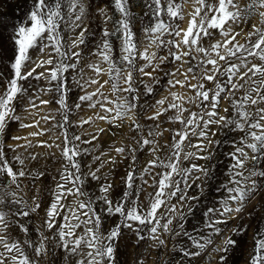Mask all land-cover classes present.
I'll list each match as a JSON object with an SVG mask.
<instances>
[{
    "label": "snow or ice",
    "instance_id": "obj_1",
    "mask_svg": "<svg viewBox=\"0 0 264 264\" xmlns=\"http://www.w3.org/2000/svg\"><path fill=\"white\" fill-rule=\"evenodd\" d=\"M195 4L198 7L191 13L187 28L181 29L170 22L183 19L181 4L175 0H144V17L150 26L140 29L143 40L147 41V47L142 49L137 44L140 37L133 31V22L137 17L132 12L130 0H112L111 7L119 13L118 20H113V16L108 14V6L98 7L96 11L104 24L113 21V29L101 28L99 43L87 54L95 59H85L82 46L86 45L90 30L83 23L86 15L84 0H33L27 22L15 26L11 37L13 56L10 75L0 91V132L9 122L20 121L21 117L16 112L18 104L26 100L28 106L25 111L31 114L39 106L51 103L50 100L40 99L39 94L56 93L59 95L56 103L60 106L57 111L62 115L63 122L55 127L63 131V147L42 140L36 146L60 148L63 163L58 169V179L54 177L56 183L52 199L44 210V216L39 226H33L35 240L27 224L20 223V220L29 218L41 208L36 196L29 204L17 192L0 188V264H39L53 244L66 254L69 264H116V242L125 229L134 233L138 241L145 239L142 233L146 231L148 238L158 245L165 243L161 231L184 236L189 247L182 249L183 255L199 256L197 249H203L205 242H202V236L189 235L185 230L182 222L184 213L177 204L170 203V198L176 197L180 208L184 207L185 201L197 199L189 196L185 189L213 175L214 166L207 162L215 158L217 148L230 146L226 152L230 161L226 168L229 175L221 184L226 193L222 204L209 207L203 213L208 217L207 228L218 232L216 225L227 223V220L213 219V215L226 217L233 212H241L258 185L264 187V11H260L264 9V0H245L244 3L240 0H195ZM253 12L259 15L261 26L253 24L245 43L240 44L236 40L239 33L234 32L231 25L244 22ZM65 30L74 33L69 43L65 42L62 34ZM217 32L222 39H215ZM113 38L117 41L116 46L113 45ZM205 39L209 40L207 46L202 43ZM36 48L42 55L50 49L48 58L38 59L32 68L25 71L31 61L29 51ZM149 48H155V51L149 52ZM117 51L119 56L114 58ZM160 51L166 52V55H158ZM137 60L144 63L137 67ZM102 64L108 67H101ZM167 64H179V67L166 70ZM185 64L188 65L186 71L183 70ZM37 68H45V71L37 73ZM148 68L152 71H146ZM89 71L96 77L109 76L115 100L102 92L108 81L101 83L89 76ZM33 76L46 83L35 89V94H29L30 89L24 85ZM178 76H183V79ZM161 79L166 80L168 95L150 103L148 97L156 95L155 89ZM193 80L196 83H192ZM73 83L83 93L78 96L75 109L87 103L89 108L99 106L105 113L97 114L99 120L110 124L118 120L131 121L130 128L138 138H133L130 145L116 148L118 154L127 152L133 164L137 151H146L150 157L139 174L143 185L135 187L137 169L130 168L123 178L125 190L119 200L110 196L112 183L99 175L105 162L95 169L85 165L88 171L81 172L80 158L90 154L89 149L81 147V144H91L104 129H97L90 140H82L80 135L69 139L66 125L70 123L72 108L67 101ZM97 84L100 86L95 91H87ZM208 84L212 87L209 88ZM177 86L187 89V92L172 91ZM142 98L143 104L140 103ZM221 101H227L228 107L221 109ZM193 107L198 111H193ZM137 112L152 124L139 123ZM148 112L151 114L146 115ZM170 112L172 115H169ZM162 116L168 123H178L181 127L162 129L161 125L165 123L160 119ZM40 119L48 121L55 120V117L49 114ZM91 122L92 117H89L76 126L82 127ZM39 123V120H33L31 124L21 123L20 126L39 128ZM46 131L39 129L29 135L43 136ZM164 131L171 133V143H160L159 138ZM220 133L224 136L221 137ZM12 139L26 141L24 144L9 145L13 153L19 148L27 152L33 147L32 141L25 137ZM39 155L30 152L22 158L17 153L9 159L0 146V173L19 188L18 181L31 175L25 170V159L35 161ZM102 155L93 159L99 161ZM194 160L206 163H193ZM12 161L18 167L14 168ZM183 162H187L186 167H181ZM106 163L114 164L115 160L109 159ZM156 168L161 171L155 172ZM44 175L40 171L34 178ZM146 175L152 177L151 184L144 179ZM84 176L96 181L104 179L95 198L98 204H94L84 192ZM144 185L154 188V192L148 193L146 205L139 199ZM69 197L74 199L69 201ZM188 211H193L191 204ZM114 216L120 217V220L111 228L102 229L104 217ZM174 219L180 231L170 227ZM234 243L230 238L225 240V245ZM227 250V247L218 249L225 253ZM224 258L223 255L220 257L221 260ZM250 264H264V234L260 232L254 237Z\"/></svg>",
    "mask_w": 264,
    "mask_h": 264
},
{
    "label": "rangeland",
    "instance_id": "obj_2",
    "mask_svg": "<svg viewBox=\"0 0 264 264\" xmlns=\"http://www.w3.org/2000/svg\"><path fill=\"white\" fill-rule=\"evenodd\" d=\"M111 2L112 0H84L86 15L83 23L87 25L90 30L88 33L87 43L85 46H82L84 49L85 59H95V57H88L87 54L99 43L101 39V28L106 26L109 30L113 29V21H109L105 25L103 18L96 11V9L98 7L104 8L105 6H108V14L113 16V20H118L120 18L119 13L115 12V10L111 7ZM175 2L181 4L180 11L183 19H176L170 22L178 25L181 29H186L191 19V13L194 12L195 7H198V5L195 4V0H175ZM240 2L244 3L245 0H240ZM130 3L132 6V12L136 14L137 17L133 22V31L137 33L138 37H140L137 44L138 47L142 49L143 47H147V41L143 40L140 29L145 26H150L146 23L147 18L144 17V12L146 11L144 0H130ZM32 6L33 0H0V74L3 76V78L0 79V91L3 90L6 80L10 75V60L13 56V44L11 37L14 33V27L19 25L21 22H27V13ZM260 11H264V9H260ZM165 19H167V17H165ZM253 24L261 26L260 17L255 12L246 17L244 22L231 25L233 31L239 33L236 40L240 44L245 43L247 34L252 31ZM62 34L65 37L66 43H69L71 37L74 35V33L66 30L63 31ZM165 38L171 39V37ZM215 39H222L218 32L215 34ZM202 43L207 46L209 44V40L205 39ZM116 44L117 41L113 38V45L116 46ZM48 51H50V49L46 50L45 54L42 55L38 48L31 49L29 51L31 61L28 63L25 71L32 68L34 66V62L38 59H47ZM152 51H155V48H149V52ZM158 55H166V52L160 51ZM118 56L119 52L117 51L114 53V58H118ZM136 63L137 67H139V65L144 62L137 60ZM101 67L107 68L108 66L106 64H102ZM121 67L123 66L121 65ZM173 67H179V64L165 65L166 70L172 69ZM187 67L188 65L185 64L183 70L186 71ZM44 71L45 68L36 69L37 73ZM146 71H152V69L148 68ZM87 74L98 79L101 83L107 80L108 84L103 87L102 92L105 95H108L111 99H116V96L111 92L112 81L109 79L107 74L99 77H96L91 71ZM177 78L183 79V76H178ZM134 79H136L135 73ZM145 81L147 82V78H145ZM45 83L46 82L44 80H36L35 76H33L25 82L24 86L30 89L29 94H35V89ZM192 83H196V81L193 80ZM99 86V84L92 85L87 89V91H95V89ZM207 86L209 88L212 87L211 84H208ZM141 91H143V89H141ZM172 91L183 94L187 92V89L177 86L172 89ZM155 92L156 95L154 97H148V101L150 103L168 95L165 79L160 80V85L157 86ZM81 94H83L81 89L76 87L73 83V86L68 93L67 101L69 107L72 108V111L69 114L70 123L66 125L68 137L71 139L74 135H80L82 140H90L91 134L97 129H104V131L98 135V138L92 141L91 144H81V147L88 148L90 152L88 156L80 158L81 172L86 173L88 171V168H86L85 165L95 169L102 162H105L99 175L112 183L113 187L111 189L110 196L114 200H119L125 190L123 178L126 176L130 168L137 169L135 187L143 185V180L139 179V174L150 157L146 151H137V158L133 164L130 159V155L127 152L125 154H118L115 151L116 148L130 145L133 142V138H138L137 133L132 131L130 128L131 121L125 119L124 121L118 120L115 124H110L106 121L99 120L97 118V114L104 115L105 113L99 106L96 108H89L87 103L82 104L80 109H75L74 105L78 102V96ZM39 95L40 99L50 100L51 103L39 106L38 109L33 110L30 114L25 111V108L28 106L27 101L25 100L23 104H18L16 107V112L21 117L20 121L9 122L3 132H0V146L4 148V151L9 159L17 153L20 154L22 158H25L30 152L40 154L38 159L35 161L25 159V170L31 173V175H27L18 181L19 188H17L16 184H13L11 180H5L4 174L0 173V188H3L6 191L17 192L18 196L23 197V199L27 200L29 204H31V198L33 196H36L37 200L40 202L41 208L36 214H33L29 218H22L20 220V223L27 224L31 237L34 240L36 239V233L32 230L33 226H39L41 218L44 216V210L47 208L52 199V190L54 189L56 183L54 177L58 179V169L63 163L60 148L55 146L51 148L36 146L37 142L42 140L53 145L60 144L61 148L63 147V131L59 127H55L57 123L63 122L62 115L57 111L60 107L56 103V100L59 99V95L56 93ZM170 99L171 98L169 97V100ZM36 103L39 105V100H37ZM140 103H144L143 98ZM185 107L190 106L185 105ZM220 107L221 109L228 107L227 101H221ZM192 110L198 111V109L194 107ZM49 114L54 116L55 120L44 121L40 119L41 117ZM150 114L151 112L146 113V115ZM169 115H172V113L170 112ZM185 115H187V113H185ZM89 117H92L91 123L84 124L82 127L76 126L79 121L87 120ZM136 118L141 124H152L151 121H146L139 112L136 113ZM160 119L165 121V123L161 125L162 129H176L181 127L178 123H168L164 116ZM33 120H39V128L20 126L21 123L31 124ZM39 129H47V131L43 136L32 137L29 135L32 132L39 131ZM220 136L223 137L224 133H220ZM13 137H25L32 141L33 147L29 148L27 152L24 148H19L16 150V153H13L8 148L9 145L15 146L26 142L24 139L14 140L12 139ZM159 141L161 144L171 143V133L169 131H164L163 136L159 138ZM193 142H195L194 139ZM186 150L194 151V149L187 148ZM229 150L230 146L217 148L214 154L215 158L207 162L208 164L214 166L212 169L213 175L206 180L202 179L201 181H196V184H193L190 189H185L189 196L197 197L195 201H185L184 207L180 208V202L178 199L176 197L170 198V203L177 204L179 210L184 213L185 218L182 222L189 235H194L198 238L202 236V242H205V247L203 249H197L200 252V255L197 257H185L183 255L182 249L189 247V242L184 236H176L174 233L161 231L160 235L165 243L164 245H158L157 242L148 238V233L146 231L142 233V235L145 236V239L138 241L134 233L125 229L123 230V236L116 242L118 245L116 264H250V257L253 255L254 249V237L257 232L264 234V187L258 185V189L251 194L244 203L241 212H233L230 216L226 217L213 215V219L227 220V223H220L216 225L219 229L218 232H214L206 227L208 217L203 215L207 208L213 206L219 207L226 195L223 188H221V184L226 182L229 175L226 171L227 165L230 162L226 155V152ZM101 154H103L101 160L96 161L93 159L95 156H101ZM109 159H114L115 163H106ZM192 162L199 164L206 163L202 160H194ZM12 163L14 168L18 167L15 161H12ZM186 166L187 162H183L181 165V167ZM40 171H43L45 175L40 178H34L35 174ZM154 171L160 172L161 169L156 168ZM144 179L148 180L149 184L152 183L151 176L146 175ZM192 179L195 180V175H193ZM103 182L104 179L96 181L84 176L83 190L88 197L93 199L94 204L99 203L95 200V198L99 194V185ZM197 185H200V187ZM152 192H154V188L144 185V191L141 192L139 196L140 201L146 205L148 203V193ZM68 199L71 201L74 198L69 197ZM189 204L193 207L192 212L188 211ZM233 207H235V205H233ZM119 220L120 217L118 216L110 218L104 217L102 229L111 228L114 223ZM161 223H163V221H161ZM170 227L174 228L175 231H180L175 219ZM45 232H47L46 229ZM18 235L22 236V234ZM229 238L235 243L232 245H225V240ZM207 241L211 242L207 243ZM224 247L228 248L226 253L218 251V249H223ZM28 251L31 252V249ZM222 255L225 257L224 260L220 259ZM39 264H69V261L66 259V254L62 253L61 249L57 245L53 244L48 253H46L40 260Z\"/></svg>",
    "mask_w": 264,
    "mask_h": 264
},
{
    "label": "water",
    "instance_id": "obj_3",
    "mask_svg": "<svg viewBox=\"0 0 264 264\" xmlns=\"http://www.w3.org/2000/svg\"><path fill=\"white\" fill-rule=\"evenodd\" d=\"M7 181H9V180H7Z\"/></svg>",
    "mask_w": 264,
    "mask_h": 264
}]
</instances>
